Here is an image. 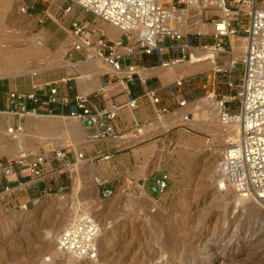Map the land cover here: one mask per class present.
I'll list each match as a JSON object with an SVG mask.
<instances>
[{"label":"rangeland","instance_id":"obj_1","mask_svg":"<svg viewBox=\"0 0 264 264\" xmlns=\"http://www.w3.org/2000/svg\"><path fill=\"white\" fill-rule=\"evenodd\" d=\"M3 2L0 3V73L10 70L14 74L13 77L0 76L7 89H29L34 83L43 84L62 76L71 77L73 85L80 84L83 77L77 78L74 71L81 73V67L93 61L80 62L74 69L61 63L67 62L64 54L71 40L68 24L74 18L91 20L92 14L63 0ZM261 3L264 4V0ZM67 4L71 9L65 14L62 8ZM100 24L107 27L105 23ZM210 41L206 40L207 43ZM227 57L222 55L220 59L224 61ZM97 66L101 68L94 70L104 68L100 63ZM217 80L216 98H219L228 91L223 84L225 76L219 75ZM190 91L188 100L200 98L199 102L190 101L193 116L203 109H215L213 105H207V101L214 102L213 96L203 100L206 91L201 88V79L192 81ZM54 111L57 110L28 115L22 121V133L32 130L30 132L37 136L20 135L15 141L16 148L21 145L24 151L28 148L25 152L46 155L45 171L50 173L49 176L54 175L53 179L46 180L48 188L38 190V186H31L26 176L17 175L18 181L12 182L11 176L0 174V264H45L43 261L56 247L54 236L73 219L78 202L97 217L102 232L98 258L93 262L78 260L74 264H264V202L251 200L242 207L237 205V196L232 191L214 193L217 188L212 179L217 174L218 162L226 146L220 135L213 136L196 128L190 133L185 132L190 136H203V147L197 152L177 139L167 143L163 160L168 163L169 178L163 192L153 194L149 190L152 175L127 185L117 177L108 180L107 186L113 193L103 198L98 193L95 178L105 177L90 171L99 157L95 156L96 152H85L83 146L87 142L79 144L75 151L71 146L65 147L67 145L53 146L50 140H58V134L48 138L44 135L47 130L58 127L65 130L79 123L74 119L59 118ZM31 117L41 125L48 124V129L47 126L42 128L43 135L32 127L26 129ZM6 127L0 122V130L6 131ZM178 128L180 125L171 127L169 135L173 133L178 137ZM219 130L222 131V127ZM80 131L85 140L81 125ZM3 135L0 133V141ZM38 136L44 138V142L39 141ZM161 136L158 134L156 138ZM65 138L62 136L61 139ZM148 141L137 142V145ZM58 146L65 147L66 161L70 164L65 165L54 158V149ZM77 152L83 153L82 159L76 157ZM78 159L84 163L78 165L77 175L76 170L71 169ZM62 179L64 187L59 189ZM41 184L39 181V186ZM249 244L254 249H250ZM52 264L70 263L59 257Z\"/></svg>","mask_w":264,"mask_h":264},{"label":"built area","instance_id":"obj_2","mask_svg":"<svg viewBox=\"0 0 264 264\" xmlns=\"http://www.w3.org/2000/svg\"><path fill=\"white\" fill-rule=\"evenodd\" d=\"M92 14L91 20L74 18L68 24L70 43L64 59L70 68L80 62L96 61L104 65L100 73L101 85L89 93L70 96L71 77L34 83L29 89H9L5 109L0 114L15 116L17 124L7 128L14 134L23 131L28 115L50 113L55 108L60 116L82 123L87 141L118 137L112 125L120 107L130 111L138 107L140 98L147 99L157 117L177 115V124L190 132L188 122L193 118L187 95L194 79H201L205 97L212 95L219 112L220 123L234 131L227 137L226 146L218 163L215 186L218 191H232L245 200L264 202V5L262 0H63ZM61 8V7H60ZM71 9L62 8L66 14ZM25 11V8H22ZM100 22L115 28L119 34L112 38ZM210 25V27H208ZM244 42L242 54L232 55L231 38ZM206 40H211L209 43ZM209 50L215 54L211 67L196 74L180 75L159 86H147V68L140 61L155 57L160 67L178 65L192 59L197 51ZM222 55H227L221 60ZM239 73V74H238ZM80 78L82 74L75 70ZM225 76L223 84L227 94L216 98L217 77ZM114 84L128 89L143 87L134 95L128 90L126 101L99 108L94 95L102 93ZM168 93V99L160 93ZM235 104L231 107L230 104ZM18 141V137L13 138ZM209 140V139H208ZM210 142V141H209ZM68 147V146H65ZM64 146L54 149V158L65 165ZM95 151L100 149L95 146ZM76 157L83 158L82 152ZM46 155L25 152L19 145L16 156L0 158V173L8 177L17 168L21 174L27 170L31 186L39 181L53 179L45 171ZM3 159V160H2ZM99 195L108 198L113 190L108 179L95 178ZM168 173L162 172L152 181L157 192L167 187ZM21 184V182H19ZM64 180L59 181L63 189ZM8 189V187H6ZM26 207L25 205L23 206ZM101 225L90 212H79L57 234L56 249L74 258L94 261L99 254Z\"/></svg>","mask_w":264,"mask_h":264},{"label":"crops","instance_id":"obj_3","mask_svg":"<svg viewBox=\"0 0 264 264\" xmlns=\"http://www.w3.org/2000/svg\"><path fill=\"white\" fill-rule=\"evenodd\" d=\"M108 27L109 26L107 25V27L105 28L106 31ZM208 27H210V25H208ZM189 62L191 61H187V62L178 64V65H171L168 67H160L158 60H156L155 57H144L142 61H140V63L147 68L146 75L148 78H147L146 84L148 87L159 86L161 84H164L168 81L173 80L174 78L180 75L202 72V71H197V72L188 71L186 65ZM211 63H212V60H211ZM100 73L98 74V77H99V81L101 85L102 80L100 77ZM155 78L157 80H155ZM8 90L9 88L6 89L3 92L2 96L0 97V110L5 109L6 93ZM128 90L132 91L134 95H138L143 92V87L137 86L136 88L128 89L127 86H121L119 84H114L111 87L106 88L102 93L95 94L93 99L97 103V106L99 108H104L107 106L109 107L110 104L112 103L121 104L126 101V93ZM75 93H80L79 86L77 83L75 85L71 84V89L68 92L70 96H73ZM189 93L187 97H191V93L190 94ZM160 95L163 98L168 99L167 92L161 91ZM204 98L203 100H205ZM199 99L200 98H198L197 96L193 100H188V102L189 104H190V101L199 102ZM207 105H209V103H207ZM212 105L213 104H210L209 106H212ZM211 110L207 109V111H211ZM57 113H58L59 118H66V117L60 116V112L58 110H57ZM200 113L203 114L204 112L203 111L197 112L194 115L196 114L202 115ZM2 115L4 116L3 119H0V122L2 123V125L10 127V126L17 124L18 122L17 117L6 115L4 113L0 114V116ZM64 120L67 122L66 119ZM179 121L180 120L178 119L177 115L174 116V115L169 114L163 117H157L151 105L148 103L147 99L142 97L139 99L138 107L135 110L130 111L128 108L123 107V106L117 110L116 117L112 121L114 130L116 133H118V137L115 139L105 138V139H100L96 142L87 141L86 138L84 140L83 134L80 131V125L85 130V136L87 133H92L96 129L94 128L86 129L85 126L80 122H79L80 124L78 123V125L75 124L76 125L75 128L77 129H75L74 131L75 135L73 134L71 141L68 139V135L66 134V132H64V130L61 127H58V131L56 129H55L56 131L54 129L47 130L46 133H44V135L46 136V138H48V137H51V135L53 134H58V143H55V144L67 145V146H71L72 148L74 147L72 145V142L76 143L77 141L78 144L76 145V148H73L75 151H77L76 149L79 143L81 144L84 141L87 142L83 146L85 152L87 153L96 152L95 146L97 145V147L100 149V152H96L97 155L95 156H98L99 159L97 160L96 164L93 165L94 167L92 166L93 169L91 168L90 171H93V173L97 176L105 177L109 181L118 177V180H121L124 185H127L128 183L133 184V183H137L141 181L145 177V175H152L153 176L152 181H153V179L156 177H159L162 172H166L168 163L164 162L163 160V157L165 155L164 152L166 151L167 143H171L175 139H177V141L181 143L183 146L189 149L193 148V150H195L196 152L202 149L203 144H204L203 136H200L197 134H195L194 136H190L188 134H185V132L190 133L191 131L188 132L186 131L187 128L184 125L182 126L181 124H177V122ZM176 125H180V128H178V131H177L178 137L176 136L174 137L173 133L169 135L171 131L170 130L171 127L176 126ZM198 126L200 127L201 125H198ZM203 127L206 128L207 125H204ZM207 128H210V127H207ZM213 128L215 129V127ZM33 130L40 133L43 129L39 128L38 129L39 131L36 129H33ZM191 130H195V129L191 128ZM156 132H160V133H156ZM0 133L4 134L3 136H1L2 140L0 141V158L10 157V156H7L8 154H12L13 156H16L15 155L16 154V146H15L16 142L13 140V137L7 133V130L6 131L0 130ZM41 133H42L41 135H43V132ZM153 133H156V134H153ZM158 134H162L163 136L156 138ZM62 136L66 138L63 140L61 139ZM135 136H139V137H137L136 139ZM19 137L20 136H18V138ZM73 138L76 140L74 141ZM77 139L80 142H78ZM60 141L62 143H60ZM141 141H148V142L143 143L141 145H137V142L139 143ZM27 149L28 148H26L25 151H27ZM187 152L190 153L189 151ZM80 161H82V164L84 163L83 160H80ZM15 170H16L15 173H12L11 175H9L11 176L10 180L12 182L18 181L17 175L24 176V173L27 172V170H23V172L20 174L17 168ZM72 170H74V168H72L71 171ZM45 185H46V181H42V184L40 185L41 187L39 186V183H38L37 185L38 190H42V191L46 190V188L48 187H46ZM151 186H152V183L150 184V187Z\"/></svg>","mask_w":264,"mask_h":264},{"label":"bare ground","instance_id":"obj_4","mask_svg":"<svg viewBox=\"0 0 264 264\" xmlns=\"http://www.w3.org/2000/svg\"><path fill=\"white\" fill-rule=\"evenodd\" d=\"M1 1L3 2V1H5V2H8V0H0V3H1ZM10 1V0H9ZM15 1V0H14ZM4 3V2H3ZM10 3V2H9ZM8 3V4H9ZM107 34L110 36V37H112V38H117L118 37V34H119V32L115 29V28H113V27H111V26H109L108 28H107ZM37 41V40H36ZM231 41H232V44H233V51H232V54H234V55H241L242 54V49H243V47H244V42L242 41V39H240V38H237V37H233V38H231ZM39 43H41V42H39ZM66 43V41L64 42V44ZM36 44H38V43H36ZM35 44V45H36ZM35 45H33V46H35ZM42 45V44H41ZM41 45L39 46V47H41ZM7 47V46H6ZM43 48V47H42ZM35 49V48H34ZM10 50V49H9ZM37 51H38V49H37ZM214 58H215V54L214 53H212L211 51H209V50H203V51H199V50H197L193 55H192V59L190 60L191 62H189V63H187V69H188V71H191V72H197V71H203V70H205L207 67H209V66H211V65H213V60H214ZM209 59H211L212 60V63H211V60H209ZM20 60V59H19ZM95 62V63H94ZM87 63V62H86ZM100 62H96V61H93V62H90L89 64H86V65H83L82 67H81V73H82V82H80V84H78L79 85V87H80V93L81 94H85V93H88V92H90V91H92V90H94V89H96L97 87H99L100 86V81H99V77H98V74L100 73V71L101 70H94V68L95 67H99V66H97V64H99ZM14 64V63H13ZM62 64V66H70V63L67 61V62H62L61 63ZM60 64V65H61ZM82 64V63H81ZM101 65H103L102 63H100ZM18 66H20V65H18ZM81 66V65H80ZM7 67V66H6ZM17 66H15V65H13V68H16ZM83 67H87V69L86 68H83ZM12 68V69H13ZM83 68V69H82ZM17 69H19L18 67H17ZM14 71H15V69H13ZM10 71V70H9ZM4 72V73H0V76H4V77H13L14 76V74L12 73V72ZM35 71V70H34ZM187 71V72H188ZM15 72H17V71H15ZM31 72V71H30ZM32 73L34 74V72L32 71ZM200 73V72H199ZM193 74V73H192ZM194 74H196V73H194ZM81 79V78H80ZM209 97H212V95H210V96H207L206 98H204L205 100H209ZM209 104H213L214 105V107H215V109H212L211 111H207V110H204L203 109V114L202 113H200V114H202V115H199V114H196V115H194L193 117L194 118H196L195 120L196 121H194L193 119L194 118H192L189 122H188V124L192 127V128H196L197 129V131H202V132H205V133H207V134H211V135H213V136H217V135H220L221 137H222V140L223 141H225L226 142V139H227V137H233V136H235V134L234 133H237L238 132V124H235V125H233L234 127H235V129H234V131H233V134H231L232 132H231V130H230V128H228V127H224L221 123H220V119H219V112H218V109L216 108V106H215V100H214V102L213 101H207ZM33 116V115H32ZM57 119V118H56ZM46 120V119H45ZM45 120H42V121H45ZM53 120V119H52ZM59 120V119H58ZM52 122H54V121H52ZM55 123V122H54ZM59 124V123H58ZM197 124H199V125H201L200 127L198 126H196ZM50 125H53V123H51ZM56 125V124H55ZM66 125V124H65ZM71 125V124H70ZM76 125H78V124H76ZM204 125H207V127H210V128H205V127H203ZM26 126V129L27 130H29V128H35L36 130H38L39 128L41 129V128H44L45 126H47V129H48V124L46 125L45 124V126L44 125H41V123L40 122H37L36 120H34L32 117L31 118H28V120H27V124L25 125ZM213 126H216V128L214 129L213 128ZM212 127V128H211ZM220 127H222V131H223V133H222V131H220L219 129H220ZM166 128V127H165ZM164 128V129H165ZM217 128H219V129H217ZM75 129H77V128H75V127H70V128H65V130H64V132H66L67 133V135H68V139L71 141V139H72V137H73V134H74V131H75ZM27 130H25V131H27ZM58 130V129H57ZM30 131H32V130H30ZM25 132V133H23V134H21V133H18V134H14L12 137L14 138V137H18V136H20V134H21V137L23 136H26V135H35V136H37V133L35 134V133H31V132ZM39 131V130H38ZM54 131V130H53ZM56 131V130H55ZM61 131H62V129H61ZM158 131V130H157ZM42 132V131H41ZM40 132V133H41ZM78 132V131H77ZM224 132H226L225 134H224ZM7 133H10V132H8V130H7ZM55 133V132H54ZM11 134V133H10ZM55 135V134H54ZM53 135V136H54ZM75 135V134H74ZM147 135V134H146ZM77 136H78V134H77ZM144 136V135H143ZM40 138V140L39 141H43L44 142V138H41V137H39L38 136V139ZM75 138V137H74ZM73 138V139H74ZM78 138V137H77ZM81 138V137H80ZM214 138V137H213ZM76 139H74V141H75ZM78 140V139H77ZM214 140V139H213ZM221 140V141H222ZM38 141V142H39ZM46 141V140H45ZM54 145H55V143H58V140H56V139H52V140H50ZM82 141V140H81ZM50 142V143H51ZM78 142H80L79 140H78ZM5 143V142H4ZM60 143H62L61 141H60ZM70 143V142H69ZM78 143H77V141H76V143L75 142H72V145L74 146L73 148H76V145H77ZM80 144V143H79ZM6 148V147H5ZM4 148V149H5ZM3 149V150H4ZM13 149V148H12ZM77 150V149H76ZM14 152V151H13ZM82 163V161H80V160H78L77 161V163H75L73 166H74V169L76 170L75 171V173L77 172V170H78V165H80ZM219 163V162H218ZM73 168V167H72ZM76 175V174H75ZM77 175H78V172H77ZM213 183L216 181V176L215 177H213ZM213 186H215V184H213ZM215 188H216V186H215ZM76 190V189H75ZM217 192H220V191H218L217 189H215V191H214V193H217ZM143 194V193H142ZM213 199H215V198H213ZM217 199V198H216ZM255 201H258V200H255ZM250 202H251V200H245V199H241V198H239V197H237V205H240V206H242V207H245V206H247L248 204H250ZM88 211V209L86 208V207H84V206H82L81 205V203H79L78 202V206L75 208V211H74V217L79 213V212H87ZM73 217V218H74ZM104 231V230H103ZM101 232H102V229H101ZM104 233V232H103ZM56 237H57V235H55L54 236V238L56 239ZM107 242V241H106ZM256 242V241H255ZM254 243V242H253ZM56 244V243H55ZM99 244V243H98ZM249 246L251 247L250 249H254V246L252 245V244H249ZM99 252H100V245H99ZM59 257H64L67 261H68V263H70V264H74V263H76L78 260H83V261H89V260H85V259H78V258H74V257H72V256H70V255H67V254H65V253H63V252H60V251H58L57 249H56V247H55V249H54V251H52V252H50L49 253V255H48V257H47V260H45V261H43L45 264H52V262L56 259V258H59ZM211 260V259H210ZM95 261V260H94ZM91 262H93V261H91ZM239 262V261H238ZM252 264V263H251ZM256 264V263H255Z\"/></svg>","mask_w":264,"mask_h":264},{"label":"trees","instance_id":"obj_5","mask_svg":"<svg viewBox=\"0 0 264 264\" xmlns=\"http://www.w3.org/2000/svg\"><path fill=\"white\" fill-rule=\"evenodd\" d=\"M7 89L6 83L4 81H0V97L2 96L3 92ZM53 112V110H52ZM57 113V111H54Z\"/></svg>","mask_w":264,"mask_h":264},{"label":"water","instance_id":"obj_6","mask_svg":"<svg viewBox=\"0 0 264 264\" xmlns=\"http://www.w3.org/2000/svg\"><path fill=\"white\" fill-rule=\"evenodd\" d=\"M149 190L152 191L153 194L157 193V190L154 186L149 187Z\"/></svg>","mask_w":264,"mask_h":264}]
</instances>
